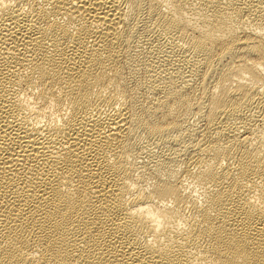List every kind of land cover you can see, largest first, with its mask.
<instances>
[{
	"label": "bare ground",
	"instance_id": "6f19581e",
	"mask_svg": "<svg viewBox=\"0 0 264 264\" xmlns=\"http://www.w3.org/2000/svg\"><path fill=\"white\" fill-rule=\"evenodd\" d=\"M0 264H264V0H0Z\"/></svg>",
	"mask_w": 264,
	"mask_h": 264
}]
</instances>
